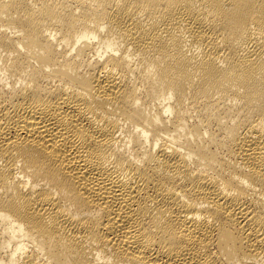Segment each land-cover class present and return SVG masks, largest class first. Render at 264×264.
Returning <instances> with one entry per match:
<instances>
[{
  "label": "bare ground",
  "instance_id": "6f19581e",
  "mask_svg": "<svg viewBox=\"0 0 264 264\" xmlns=\"http://www.w3.org/2000/svg\"><path fill=\"white\" fill-rule=\"evenodd\" d=\"M0 264H264V0H0Z\"/></svg>",
  "mask_w": 264,
  "mask_h": 264
}]
</instances>
